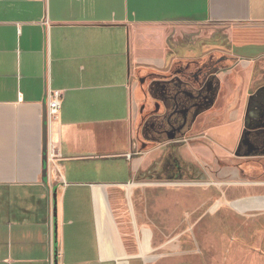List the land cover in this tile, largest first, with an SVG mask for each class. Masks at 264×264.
Here are the masks:
<instances>
[{"label":"crops","instance_id":"crops-1","mask_svg":"<svg viewBox=\"0 0 264 264\" xmlns=\"http://www.w3.org/2000/svg\"><path fill=\"white\" fill-rule=\"evenodd\" d=\"M209 24L232 59L233 120L215 131L248 148L264 139V0H0V264H187V216L155 194L174 180L139 177L155 151L136 139V77L203 54L176 40ZM50 90L63 99L44 159ZM226 202L264 218V179Z\"/></svg>","mask_w":264,"mask_h":264},{"label":"rangeland","instance_id":"rangeland-1","mask_svg":"<svg viewBox=\"0 0 264 264\" xmlns=\"http://www.w3.org/2000/svg\"><path fill=\"white\" fill-rule=\"evenodd\" d=\"M223 30L221 25L209 24L198 28V31L183 32L179 37L176 30L173 29L170 32V40L175 42L174 36H178L179 38L177 37L176 40L180 41L178 45L187 49L193 48L200 51L214 48L227 49ZM182 39L186 42H181ZM168 71L169 69L158 73ZM153 76L156 79L155 83L161 82L162 78H159L161 74H156L159 77ZM136 79L138 81L139 107L135 125L136 129L138 128V136L144 143L139 145L140 152L144 147L153 149L155 152L150 158V164H152L160 160L167 140L151 143L140 136L143 118H138V116L141 100L144 102L145 99H148L147 95L151 97L148 85L150 79L142 81L138 75ZM154 81L150 83L153 84ZM224 93L225 91L222 90L220 96ZM151 98L156 105L163 106V110H165L167 106L164 101L156 97ZM225 105L226 100L223 97L218 98L215 107L221 110L220 117L191 120L190 126L193 122L195 123L191 126V131L184 137L182 136L183 138H177L181 140L177 154L183 161L197 166L202 172V176L197 179L174 180L169 187H156L155 194L158 198L162 195L170 196L172 210L177 211L180 208L187 216L186 250L182 252L186 254L187 264H264V218L245 219L240 215H234L232 214L233 209L226 202V196L232 192V184L242 180L264 179V158L258 156L260 150L255 151L257 149L255 147L264 144V139H257L258 141L247 149H240L238 147L239 137L227 138L225 132L223 136H220L221 133L216 132L215 128L233 120V118H229L233 107L225 109ZM153 119H155V123L159 121L162 124L164 122L163 118ZM237 151H248V153L251 151L252 153H245L244 156H241ZM147 176L151 177L149 171L139 173L140 178ZM178 200L180 203H177Z\"/></svg>","mask_w":264,"mask_h":264},{"label":"flooded vegetation","instance_id":"flooded-vegetation-1","mask_svg":"<svg viewBox=\"0 0 264 264\" xmlns=\"http://www.w3.org/2000/svg\"><path fill=\"white\" fill-rule=\"evenodd\" d=\"M231 65L232 59L228 51L224 48H214L195 58L172 63L166 73L145 70L137 74L142 81L150 79L148 85L151 97L160 98L167 106V109L163 110V106L156 105L148 95V99L144 98V102L141 100L138 116V118H143L140 136L151 143L167 140L160 160L153 162L147 170L151 177L175 180L197 179L202 176L197 166L183 161L177 154L178 145L181 143V140L177 138L184 137L191 131V126L195 123L193 122L191 126L190 124L196 118L220 117L221 110L215 105L218 98L223 97L225 100L227 91L225 86L222 89V81H225L224 73ZM156 74H161V77ZM153 75L162 78V83H155L156 79ZM152 81H154L153 84L150 83ZM222 90L225 93L220 96ZM225 106L226 109L227 101ZM165 111L168 113H164ZM153 118H163L164 122L155 123ZM143 144L140 139L139 145ZM255 148H257L255 151H264V147Z\"/></svg>","mask_w":264,"mask_h":264},{"label":"built area","instance_id":"built-area-1","mask_svg":"<svg viewBox=\"0 0 264 264\" xmlns=\"http://www.w3.org/2000/svg\"><path fill=\"white\" fill-rule=\"evenodd\" d=\"M63 94L61 90H50L47 95V123L48 129L52 127L53 122L56 120L58 112L61 107ZM48 150L52 155L57 154V147L55 143H50Z\"/></svg>","mask_w":264,"mask_h":264},{"label":"water","instance_id":"water-1","mask_svg":"<svg viewBox=\"0 0 264 264\" xmlns=\"http://www.w3.org/2000/svg\"><path fill=\"white\" fill-rule=\"evenodd\" d=\"M47 109L46 104H43V122H42V150H43V158H46L47 153V144H48V123H47ZM136 139L139 141L138 136V128L136 129ZM54 264H57L56 260Z\"/></svg>","mask_w":264,"mask_h":264}]
</instances>
